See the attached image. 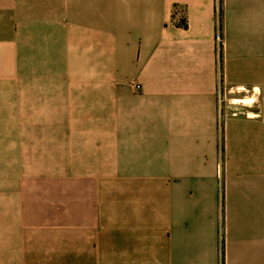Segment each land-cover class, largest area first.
Instances as JSON below:
<instances>
[{"label": "crops", "instance_id": "obj_1", "mask_svg": "<svg viewBox=\"0 0 264 264\" xmlns=\"http://www.w3.org/2000/svg\"><path fill=\"white\" fill-rule=\"evenodd\" d=\"M221 235L264 264V0H0V264H219Z\"/></svg>", "mask_w": 264, "mask_h": 264}, {"label": "built area", "instance_id": "obj_2", "mask_svg": "<svg viewBox=\"0 0 264 264\" xmlns=\"http://www.w3.org/2000/svg\"><path fill=\"white\" fill-rule=\"evenodd\" d=\"M218 54L220 55L221 54V38L219 37L218 38ZM219 62H220V59H218ZM222 228H221V232H222ZM220 262L219 264H224V254H223V244H222V235L220 237Z\"/></svg>", "mask_w": 264, "mask_h": 264}, {"label": "rangeland", "instance_id": "obj_3", "mask_svg": "<svg viewBox=\"0 0 264 264\" xmlns=\"http://www.w3.org/2000/svg\"><path fill=\"white\" fill-rule=\"evenodd\" d=\"M230 93H227V92H225V91H222L221 92V98H220V101H221V105L222 106H224V104H226V103H228V99H229V97H230ZM235 104L237 103V102H235V101H233ZM237 105H242L241 103H237Z\"/></svg>", "mask_w": 264, "mask_h": 264}]
</instances>
